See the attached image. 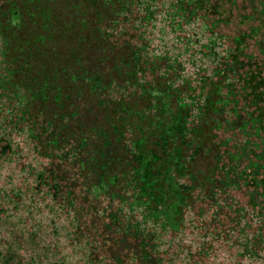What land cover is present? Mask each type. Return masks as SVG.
<instances>
[{
  "label": "trees",
  "instance_id": "trees-1",
  "mask_svg": "<svg viewBox=\"0 0 264 264\" xmlns=\"http://www.w3.org/2000/svg\"><path fill=\"white\" fill-rule=\"evenodd\" d=\"M0 264H264V0H0Z\"/></svg>",
  "mask_w": 264,
  "mask_h": 264
}]
</instances>
